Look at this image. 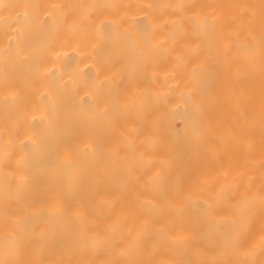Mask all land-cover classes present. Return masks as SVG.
<instances>
[{
	"label": "bare ground",
	"instance_id": "obj_1",
	"mask_svg": "<svg viewBox=\"0 0 264 264\" xmlns=\"http://www.w3.org/2000/svg\"><path fill=\"white\" fill-rule=\"evenodd\" d=\"M259 4L2 0L0 258L264 264Z\"/></svg>",
	"mask_w": 264,
	"mask_h": 264
},
{
	"label": "snow or ice",
	"instance_id": "obj_2",
	"mask_svg": "<svg viewBox=\"0 0 264 264\" xmlns=\"http://www.w3.org/2000/svg\"><path fill=\"white\" fill-rule=\"evenodd\" d=\"M0 3H2V0H0ZM247 11V19L249 21V26L253 25L256 21L257 16H259L260 21V29L262 33V43H264V0H260V4L257 5H250L245 6ZM259 9V12H257L256 9ZM228 27H231V24L228 25ZM262 204H264V197L261 198ZM9 252L10 250L8 248L4 249V258H0V264H27V262L18 260V259H9ZM12 255L16 256L18 255V252L12 251Z\"/></svg>",
	"mask_w": 264,
	"mask_h": 264
}]
</instances>
